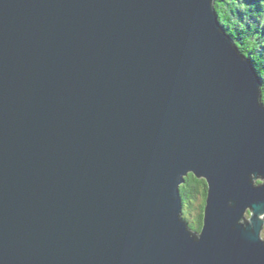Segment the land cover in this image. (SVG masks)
Returning <instances> with one entry per match:
<instances>
[{
    "label": "water",
    "instance_id": "1",
    "mask_svg": "<svg viewBox=\"0 0 264 264\" xmlns=\"http://www.w3.org/2000/svg\"><path fill=\"white\" fill-rule=\"evenodd\" d=\"M217 16L0 0V264H264L262 83Z\"/></svg>",
    "mask_w": 264,
    "mask_h": 264
},
{
    "label": "trees",
    "instance_id": "2",
    "mask_svg": "<svg viewBox=\"0 0 264 264\" xmlns=\"http://www.w3.org/2000/svg\"><path fill=\"white\" fill-rule=\"evenodd\" d=\"M215 8L219 23L253 64L262 82L261 99L264 104V0H215ZM205 188L203 180L192 176L186 178L181 188V194L188 200L184 203L191 207L189 216L192 212L195 215L191 222L194 229L201 227Z\"/></svg>",
    "mask_w": 264,
    "mask_h": 264
},
{
    "label": "rangeland",
    "instance_id": "3",
    "mask_svg": "<svg viewBox=\"0 0 264 264\" xmlns=\"http://www.w3.org/2000/svg\"><path fill=\"white\" fill-rule=\"evenodd\" d=\"M217 18H218V16H217ZM218 21H219V18H218ZM225 29V28H224ZM226 34L228 35V33L226 32ZM262 83V82H261ZM259 183V182H258ZM256 184H257V182H256ZM195 217V215H194V212H192V214H190V216H189V214H188V210L185 212V218H189V220L191 219H193ZM247 217H248V214H247ZM261 237H262V239L264 240V231L262 230V233H261Z\"/></svg>",
    "mask_w": 264,
    "mask_h": 264
}]
</instances>
